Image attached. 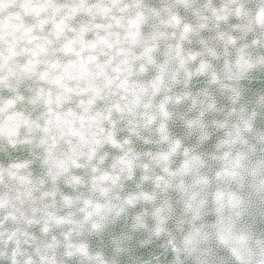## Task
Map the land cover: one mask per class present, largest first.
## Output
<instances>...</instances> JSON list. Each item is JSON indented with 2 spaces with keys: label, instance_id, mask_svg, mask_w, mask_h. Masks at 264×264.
I'll list each match as a JSON object with an SVG mask.
<instances>
[{
  "label": "snow or ice",
  "instance_id": "obj_1",
  "mask_svg": "<svg viewBox=\"0 0 264 264\" xmlns=\"http://www.w3.org/2000/svg\"><path fill=\"white\" fill-rule=\"evenodd\" d=\"M258 77L264 0H0V264H264Z\"/></svg>",
  "mask_w": 264,
  "mask_h": 264
},
{
  "label": "clouds",
  "instance_id": "obj_2",
  "mask_svg": "<svg viewBox=\"0 0 264 264\" xmlns=\"http://www.w3.org/2000/svg\"><path fill=\"white\" fill-rule=\"evenodd\" d=\"M257 80H258V82H260L261 80H264V77H258ZM145 207L150 209L151 206L150 205H148V206L140 205V206H138V208L136 210H133V211H143L145 209ZM147 221L149 223H151V217L150 216L147 217ZM160 243H161L160 238H157L156 245H154V247L158 246ZM160 255L162 256V259L168 261L169 264H173V262L175 260L174 255H170L169 253H161ZM152 261H153V257H150V256L144 257L143 264H152ZM115 264H124V262L120 258H117L115 261Z\"/></svg>",
  "mask_w": 264,
  "mask_h": 264
}]
</instances>
